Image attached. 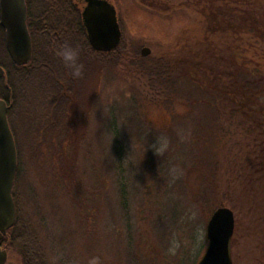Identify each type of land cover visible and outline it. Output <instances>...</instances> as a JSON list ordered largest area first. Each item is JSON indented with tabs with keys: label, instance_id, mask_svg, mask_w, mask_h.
<instances>
[{
	"label": "rangeland",
	"instance_id": "374dc122",
	"mask_svg": "<svg viewBox=\"0 0 264 264\" xmlns=\"http://www.w3.org/2000/svg\"><path fill=\"white\" fill-rule=\"evenodd\" d=\"M110 1L131 56L147 47L152 59H195L204 70L240 61L264 71V41L248 25L264 24V0ZM144 10L161 23L153 25ZM97 63L71 92L55 91L61 100L47 113L51 119L33 85L37 116L13 122L16 217L35 230L48 262L197 264L208 222L223 203L235 216L233 264H264V178L249 166L246 128L213 109L204 91L209 73L179 67L173 88L158 98L129 63L115 56ZM158 136L170 141L163 157L151 149ZM173 167L180 169L175 179ZM17 254L10 248L6 264H18Z\"/></svg>",
	"mask_w": 264,
	"mask_h": 264
},
{
	"label": "trees",
	"instance_id": "16d2710c",
	"mask_svg": "<svg viewBox=\"0 0 264 264\" xmlns=\"http://www.w3.org/2000/svg\"><path fill=\"white\" fill-rule=\"evenodd\" d=\"M27 3L30 15L31 11L32 14L35 13L37 21L36 27L31 29L33 34L32 59L29 66L21 72V82L14 74V67L7 69L9 77L6 80L7 89H5L7 99L12 98L13 103L8 112V121L16 147L17 140L13 122L18 117V113L20 112V115L26 120L28 115H32L33 112V115L37 116V109L35 108L33 111L34 105H30L29 89L33 85L38 87L39 98L45 100L46 105H42V107L46 111V116L51 119L47 113L52 112L51 107L57 103L58 99L61 100L60 97L54 96L55 91L57 94L59 92L60 96L65 90L68 93L71 92L76 85L75 82L78 84V81L89 76L88 73L96 70L97 62L104 66L111 62V57L115 56L123 63H129L131 70H134L132 73L135 75L149 78L150 86L148 88L154 91V95L158 98L162 97V92L164 93L165 89L173 88L171 86L173 83L172 74L179 67L185 74H189L193 69L209 73L212 82L206 83L208 88L204 91L212 97L213 104L216 105L213 109L227 112L230 115L229 118L235 120L232 123L235 122L236 126L243 129L246 128V133L249 136V147L246 154L249 166L254 174L261 173V177L264 178V71L251 72L246 66L241 65L240 61L237 62V68L230 67L229 69V66L225 68L218 65L204 70L196 67L200 64L195 59L177 63L175 60L152 59L150 56H131L122 40L119 46L110 52L97 51L88 39L82 17L83 4L80 0H27ZM114 4L117 6L116 2H113ZM131 13L135 16L139 15L138 11L133 8ZM145 13L146 18L153 25L160 22L156 20V15L148 11ZM220 17L225 20L224 14ZM162 19L171 21L172 17ZM250 24L253 25L256 36L264 41V24L258 20L250 21L248 25ZM65 43L80 48V62L85 66L80 77H74L71 70L57 55ZM137 57L139 58L137 59ZM65 79L67 82L63 81ZM53 84L56 86L53 87ZM24 97L23 106L19 105ZM241 170H244V167ZM220 207H226V205L218 204L214 211ZM15 221L9 230V239L10 248L15 247L18 250V264H50L46 259L42 243L31 225L21 218L17 219L16 217Z\"/></svg>",
	"mask_w": 264,
	"mask_h": 264
},
{
	"label": "water",
	"instance_id": "95a60500",
	"mask_svg": "<svg viewBox=\"0 0 264 264\" xmlns=\"http://www.w3.org/2000/svg\"><path fill=\"white\" fill-rule=\"evenodd\" d=\"M17 10L10 14H20L22 24L11 22V45L14 53L27 56L30 39L25 25L24 0H16ZM8 7V5H7ZM88 39L97 51L110 52L121 43L122 31L115 6L110 0H86L82 9ZM151 50L143 48L142 55L149 56ZM5 105H0V231L11 228L15 223L16 208L13 187L17 171V148L7 119ZM235 231L234 212L228 207L216 209L207 225V247L197 264H233L232 239ZM7 255L0 250V264H5Z\"/></svg>",
	"mask_w": 264,
	"mask_h": 264
},
{
	"label": "flooded vegetation",
	"instance_id": "af4514ba",
	"mask_svg": "<svg viewBox=\"0 0 264 264\" xmlns=\"http://www.w3.org/2000/svg\"><path fill=\"white\" fill-rule=\"evenodd\" d=\"M83 4V8L86 5V0H80ZM16 0H0V105H5L7 110V119L8 112L10 107L13 105L12 98L7 99L5 89L6 88V80L9 77L8 68L12 69L14 67V74L17 77L18 81L21 82V72L23 69H26L29 66L32 54H33V34L31 29L36 27V16L35 13L30 15V10L28 8L27 0H24L25 4V25L28 32V36L30 39V52L27 56H21L14 53V49L11 45V31L8 29V25L13 21L15 23L18 22L19 25L22 24V18L20 14H10L9 11L14 9V13H16ZM8 5V7H7ZM119 20V18H118ZM143 50V49H142ZM142 53V52H141ZM9 90V88H8ZM20 96V94H19ZM18 117H20V112L18 113ZM9 122V121H8ZM10 125V123H9ZM16 220V218H15ZM13 227V226H12ZM11 227V228H12ZM9 229L4 232L0 231V250L1 252H5L7 255L8 261L9 248H10V239H9Z\"/></svg>",
	"mask_w": 264,
	"mask_h": 264
},
{
	"label": "clouds",
	"instance_id": "9594fccd",
	"mask_svg": "<svg viewBox=\"0 0 264 264\" xmlns=\"http://www.w3.org/2000/svg\"><path fill=\"white\" fill-rule=\"evenodd\" d=\"M57 55L62 60L64 65L71 70V73L74 77H80L83 74L85 66L80 62L81 51L78 46H73L72 44L65 43L61 46L60 50L57 52ZM169 145L170 141L166 136H158L157 142L151 145V149L156 156L163 157L167 153ZM170 173L174 179L178 178L180 169L178 167H173L171 168ZM176 247H178V245H175L169 250L173 255L175 254ZM89 264H101L100 258H91L89 260Z\"/></svg>",
	"mask_w": 264,
	"mask_h": 264
}]
</instances>
